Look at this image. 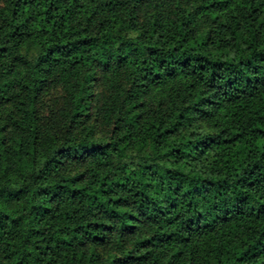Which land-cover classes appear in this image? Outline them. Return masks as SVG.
I'll return each mask as SVG.
<instances>
[{
  "label": "trees",
  "instance_id": "trees-1",
  "mask_svg": "<svg viewBox=\"0 0 264 264\" xmlns=\"http://www.w3.org/2000/svg\"><path fill=\"white\" fill-rule=\"evenodd\" d=\"M0 264H264V0H0Z\"/></svg>",
  "mask_w": 264,
  "mask_h": 264
}]
</instances>
